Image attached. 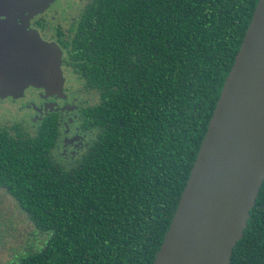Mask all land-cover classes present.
I'll list each match as a JSON object with an SVG mask.
<instances>
[{
  "label": "trees",
  "instance_id": "1",
  "mask_svg": "<svg viewBox=\"0 0 264 264\" xmlns=\"http://www.w3.org/2000/svg\"><path fill=\"white\" fill-rule=\"evenodd\" d=\"M257 1H93L68 63L98 93L89 148L51 163L52 119L0 136V186L28 218L17 264L153 263ZM229 264H264V180Z\"/></svg>",
  "mask_w": 264,
  "mask_h": 264
},
{
  "label": "water",
  "instance_id": "2",
  "mask_svg": "<svg viewBox=\"0 0 264 264\" xmlns=\"http://www.w3.org/2000/svg\"><path fill=\"white\" fill-rule=\"evenodd\" d=\"M51 1L0 0V7L17 3L35 14ZM6 32L13 36L0 40V98L21 97L30 86L60 96L59 46L35 30ZM263 180L264 0H258L152 264H229Z\"/></svg>",
  "mask_w": 264,
  "mask_h": 264
},
{
  "label": "flooded vegetation",
  "instance_id": "3",
  "mask_svg": "<svg viewBox=\"0 0 264 264\" xmlns=\"http://www.w3.org/2000/svg\"><path fill=\"white\" fill-rule=\"evenodd\" d=\"M93 1L52 0L47 7L35 14H29L25 6L17 3L0 7V40L7 42L10 36L12 38L13 32H6L7 27L10 26L11 30L15 31L20 27L24 32L37 31L42 39L56 43L62 51L61 69L65 80L60 96L56 93L49 95L42 88L30 86L24 90L21 97L14 98L9 95L0 98V109L4 103L14 105L22 102L20 109L24 110L19 121L0 122V136L5 139L8 137V131L15 134L16 130H20L22 134L34 135L42 122L48 119L54 121L56 139L46 155L55 166L64 162H75L82 157L93 140L91 128L89 129L84 122V116L81 115L86 106L81 107L76 102L78 98L70 82L74 81L83 93L94 92L97 96L98 93L86 87L87 79L82 70L74 71L68 66L74 51L81 50L85 42L91 45V35L88 31L94 29L96 12L93 9ZM25 109L30 112L29 115L25 113ZM1 189L3 188L0 186V196ZM26 219L28 220L27 216ZM3 232L4 234L0 226V248L4 243L7 245L13 242V245L9 256L0 260V264H17L19 257L21 258L18 254L20 250L17 248V239L9 236L4 227ZM21 252L25 251L22 249Z\"/></svg>",
  "mask_w": 264,
  "mask_h": 264
},
{
  "label": "rangeland",
  "instance_id": "4",
  "mask_svg": "<svg viewBox=\"0 0 264 264\" xmlns=\"http://www.w3.org/2000/svg\"><path fill=\"white\" fill-rule=\"evenodd\" d=\"M71 87L75 93V96L78 98L76 102L81 107L90 106L98 101V96L94 92H86L83 93L81 88L78 85H75L74 81L70 82ZM22 106V102H18L16 104H3L0 109V122H13L16 121L23 116L24 110L20 109ZM26 110V109H25ZM26 114H30L28 110L25 111ZM27 118V117H25ZM2 194L0 196V226L1 231H4L11 236L12 238H16L20 240L25 236V232L27 230V219L26 214L19 209L16 201L13 197H11L8 193H6L3 189H1ZM4 192L7 194L5 195ZM5 225V226H4ZM13 242L5 243L0 248V260H5L10 252Z\"/></svg>",
  "mask_w": 264,
  "mask_h": 264
}]
</instances>
